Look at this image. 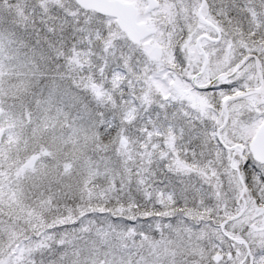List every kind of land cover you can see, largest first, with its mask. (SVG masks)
I'll return each instance as SVG.
<instances>
[{"label":"snow or ice","instance_id":"snow-or-ice-1","mask_svg":"<svg viewBox=\"0 0 264 264\" xmlns=\"http://www.w3.org/2000/svg\"><path fill=\"white\" fill-rule=\"evenodd\" d=\"M0 264H264V0H0Z\"/></svg>","mask_w":264,"mask_h":264}]
</instances>
